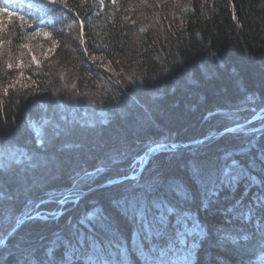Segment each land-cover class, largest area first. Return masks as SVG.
<instances>
[{"label":"trees","instance_id":"trees-1","mask_svg":"<svg viewBox=\"0 0 264 264\" xmlns=\"http://www.w3.org/2000/svg\"><path fill=\"white\" fill-rule=\"evenodd\" d=\"M46 4L47 0H0L1 23L6 28L0 43L15 53L14 68H9L12 54L0 49V131L10 133L29 150L55 154L59 163L54 177L47 176L43 168L22 176L14 169L13 174L0 176L2 204L13 209V221L27 210L29 200L38 202L51 189L71 187L77 173L108 162V170L84 187L97 185L129 174L137 158L156 142L182 143L222 130L227 121L210 117V113L246 107L240 115L248 118L264 111V0H64L50 7ZM40 33L49 34L55 42L53 56L40 64H18L20 56L28 58L25 54L32 44L27 42ZM248 95L255 103H244ZM62 102L75 106L82 118L99 120L101 110L110 109L109 121L94 130H78L71 138L82 145L78 150L59 151L62 138L47 150L40 149L27 121L30 116L39 120L38 105L46 104L52 116L55 105ZM86 111L88 116L83 117ZM240 143L239 137L225 135L204 145L180 147L174 153L160 152L145 169L182 180L191 193L185 207L208 229L193 264H241L242 259L243 264H264V239L259 233L243 257L233 247L218 244L219 228L241 225L239 220L227 224L232 217L225 209L244 197L248 182L242 181L234 193L224 189L227 195L204 211L203 194L188 168L193 159L218 166L223 153ZM259 145L264 148V134ZM113 156L120 162L111 164ZM240 159L247 164V156ZM253 174L264 181V166ZM124 187L98 188L69 207L58 221L24 223L7 241L4 257L21 237L47 244L54 233L66 231L69 218L75 223L92 207L114 217L123 239L130 242L132 228L112 206ZM262 193L264 184L251 187L245 202ZM57 208L49 203L41 210ZM13 221L6 217L0 221V233L7 234ZM246 227L254 230L250 224ZM5 264L11 261L5 259ZM128 264L140 261L131 255Z\"/></svg>","mask_w":264,"mask_h":264},{"label":"snow or ice","instance_id":"snow-or-ice-1","mask_svg":"<svg viewBox=\"0 0 264 264\" xmlns=\"http://www.w3.org/2000/svg\"><path fill=\"white\" fill-rule=\"evenodd\" d=\"M57 2L63 3L64 0H47L45 7L54 6ZM11 66L9 64V68ZM244 103H255L254 97L246 96ZM38 109L42 112L39 120L30 116L27 125L34 133L36 145L43 150L51 147L57 138L64 140L59 151L78 150L82 145L71 139L77 131L94 130L106 125L110 118V109L107 108L101 110L99 120L82 118L78 109L67 102L56 104L52 116L48 115L46 104L38 105ZM247 110L246 107H240L210 113V117H222L227 125L219 132L194 141V146L204 145L225 135L239 137L241 143L238 148L226 150L220 158L222 163L218 166L205 165L196 159L188 164L190 176L200 186L203 194L201 205L204 211L219 203V193L224 189L234 193L242 181L248 182L244 197L236 199L225 209V213L232 217L226 223L239 220L240 227L218 229V244L233 247L242 257L255 241L257 233L264 239V193L254 194L251 201L245 202L251 187L264 184V181L253 174L258 167L264 166V148L259 145L260 136L264 134V124L250 126L257 119H264V111L254 112L252 117H242L240 113ZM87 116L86 111L83 117ZM180 147L176 143L156 142L144 152L143 157L137 158L136 164L139 167L134 168L131 175L107 181L108 185L125 184L119 197L112 200V206L122 220L131 226L130 242L123 239L114 217L101 208L92 207L75 223L69 218L66 231L54 233L47 244L37 245L21 237L4 257L3 249L7 247V241L16 235L24 223L37 220L58 221L65 215L66 205H76L83 198L84 185L108 170V162L93 171L77 173L73 176L71 187L67 189H51L38 202L29 200L27 211L16 215L14 221L13 209L3 207L4 197L0 191V221L5 217L13 221L7 234L0 233V257H4L0 259V264H5V259L11 261V264H128L131 255H135L140 264H193V258L198 257L208 238V229L185 207L191 201V193L180 179L166 177L159 172L153 174L154 170L145 172L153 156L160 152L174 153ZM254 152L255 155H252ZM245 156L248 157L247 164L240 159ZM118 162L120 159L117 156L111 158V164ZM38 168L45 169L47 176L54 177L59 171L55 154L42 155L29 150L16 143L10 133L0 131V176L13 174L14 169H19L22 176L23 173ZM49 203L57 204L58 208L42 211V205ZM249 224L254 230L246 227ZM247 254L250 256L255 253Z\"/></svg>","mask_w":264,"mask_h":264},{"label":"rangeland","instance_id":"rangeland-1","mask_svg":"<svg viewBox=\"0 0 264 264\" xmlns=\"http://www.w3.org/2000/svg\"><path fill=\"white\" fill-rule=\"evenodd\" d=\"M4 24H5V22L4 23H1V15H0V37L1 36H3V33L5 34V30H3V29H6V28H4ZM4 31V32H3ZM8 38V36H6L5 37V39H7ZM54 41H53V39L52 38H50V36H49V34H46V33H40L39 35H37L36 37H34V38H32V39H30L28 42H27V44L26 45H29V44H32V45H30V48L28 47L27 48V50H28V54H25V55H28V58H26V57H23V55L22 56H20V58H19V62H18V64H20V65H27L29 62L30 63H34V64H40V63H42V61H43V59H45V58H51L52 56H53V53H54V51H53V46H54ZM0 46L2 47V48H0V49H2L3 51H5V49H6V46L5 45H3L2 44V42L0 43ZM7 49H9V48H7ZM6 49V51L8 52L7 53V55L9 56V55H11L12 54V52H11V50H7ZM23 49H25V48H23ZM30 49V50H29ZM18 51H20L19 49H18ZM17 51V52H18ZM19 53V52H18ZM13 55H15V53H13L9 58H11L10 60H8V63L9 64H11L12 66L11 67H13L14 68V66H13V60L15 59L14 58V56ZM33 57H35V60L33 59ZM9 64H8V67H9ZM260 112H262V110L260 111ZM254 115V113L251 115V117ZM247 118V117H246ZM255 124H257L256 126H259L260 124H264V119H257L256 121H255ZM221 131V130H220ZM219 132V131H218ZM208 136V135H207ZM159 139H161V138H159ZM167 142H169V141H167ZM153 145V144H152ZM151 145V146H152ZM194 146V145H193ZM199 146V145H198ZM146 152V151H145ZM140 157H143V155L142 156H140ZM139 158V157H138ZM133 165H134V167L132 168V169H134V168H137V167H139L137 164H136V161L133 163ZM132 170L130 171V173L129 174H127L126 176H129V175H131L132 174ZM125 176V175H124ZM116 178V177H115ZM100 184H102V183H99V184H97V185H93V184H91V185H86V187H84L83 189V192L84 193H86V195H84L83 197H85V196H87V195H90L92 192H94V191H96L98 188H102V187H98V188H96L98 185H100ZM104 187H107V186H104ZM227 195V193H226V191L225 190H223V191H221L220 193H219V198H221V197H224V196H226ZM7 200V199H6ZM72 206V204H68V205H66L65 206V208L67 209L66 211H69V207H71ZM27 211V210H26ZM1 226H0V228L2 227V224H0ZM12 227V226H11ZM10 227V228H11ZM8 233V232H7ZM263 259H264V256H263Z\"/></svg>","mask_w":264,"mask_h":264},{"label":"water","instance_id":"water-1","mask_svg":"<svg viewBox=\"0 0 264 264\" xmlns=\"http://www.w3.org/2000/svg\"><path fill=\"white\" fill-rule=\"evenodd\" d=\"M204 138V137H203ZM202 138H199V139H196V140H192V141H187V142H182V143H178V142H167V143H176V144H179L181 145V147H183L184 145H188V146H193V142L194 141H197V140H200ZM113 179V178H112ZM110 180V179H109ZM108 181V180H107ZM107 181L103 182L102 184L98 185L96 188L98 187H104V186H108L107 184ZM86 193H84L85 195Z\"/></svg>","mask_w":264,"mask_h":264},{"label":"bare ground","instance_id":"bare-ground-1","mask_svg":"<svg viewBox=\"0 0 264 264\" xmlns=\"http://www.w3.org/2000/svg\"><path fill=\"white\" fill-rule=\"evenodd\" d=\"M147 150H148V149H147ZM147 150H146V151H147ZM85 195H86V194H85ZM83 196H84V195H83ZM263 260H264V259H263Z\"/></svg>","mask_w":264,"mask_h":264}]
</instances>
